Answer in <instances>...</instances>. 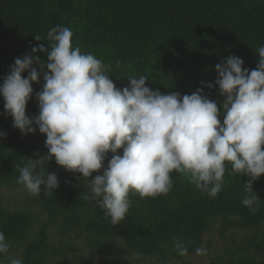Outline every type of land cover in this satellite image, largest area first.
Masks as SVG:
<instances>
[{
    "label": "trees",
    "instance_id": "16d2710c",
    "mask_svg": "<svg viewBox=\"0 0 264 264\" xmlns=\"http://www.w3.org/2000/svg\"><path fill=\"white\" fill-rule=\"evenodd\" d=\"M55 26L72 30L73 46L100 59L116 88L128 87L130 77L140 76H147L146 86L162 94L175 91L190 95L203 88L223 112L224 97L215 85V66L233 55L241 58L249 71L257 67L258 48L264 46V0H0V85L15 59L31 54V48L40 43L47 44V32ZM37 35L41 41L34 39ZM35 55L46 62L45 53ZM201 82H211L213 87H204ZM43 83L41 73L39 83L32 84L33 96L26 106L29 116L39 113L35 95ZM4 103L0 96V131L7 134L0 138V185L17 188L22 186L17 183L18 168L25 159L47 155L46 137L38 129L22 135L5 114ZM219 119L222 123L223 116ZM54 167L59 186L50 193L42 188L34 199L46 218L37 231L31 232L32 215L6 212L0 202V232L10 244L22 245L23 264H46L47 251L65 250L49 244V230L58 224L61 234L82 229L92 254L115 262L122 253L118 242H122L130 252L154 257L160 263L182 259L173 247V238L182 240L191 254L217 223L220 236L232 230L260 229L264 224V176L253 186L260 199L255 213L241 203L247 177L226 172L222 191L210 198L187 177L174 172L167 195L144 199L130 195L125 218L113 225L94 200L83 198V194H90V186L80 174L56 163ZM43 170L48 166L37 168ZM258 239L254 243V235L247 247L254 249L253 255H232L208 264H264V230ZM80 258L70 261L64 257L50 264H79ZM180 264L201 263L181 260Z\"/></svg>",
    "mask_w": 264,
    "mask_h": 264
},
{
    "label": "clouds",
    "instance_id": "9594fccd",
    "mask_svg": "<svg viewBox=\"0 0 264 264\" xmlns=\"http://www.w3.org/2000/svg\"><path fill=\"white\" fill-rule=\"evenodd\" d=\"M72 38L68 27L50 28L48 43L16 58L0 85L13 127L22 135L38 129L46 137L47 155L25 159L18 168L19 185L33 196L42 188L53 192L59 186L57 175L37 168L54 158L58 166L88 182L90 194L83 198L94 200L105 218L118 225L131 206L130 195L141 199L167 195L174 172L210 198L222 191L228 172L248 178L241 203L253 213L258 211L260 199L253 186L264 176V46L258 48L257 67L251 71L233 55L215 66V85L224 97L220 112L203 88L190 95L162 94L146 86L147 76H140L130 77L129 86L118 89L107 66L74 47ZM36 53H45L46 62ZM41 73L44 83L35 95L39 113L33 117L26 114V106ZM204 87L211 89L213 84ZM6 135L0 131V138ZM101 169L102 174L89 179ZM172 243L179 256L189 254L179 238ZM9 248L0 232V255ZM195 255L206 256L207 249L198 247ZM8 264H23V259L11 256Z\"/></svg>",
    "mask_w": 264,
    "mask_h": 264
},
{
    "label": "rangeland",
    "instance_id": "374dc122",
    "mask_svg": "<svg viewBox=\"0 0 264 264\" xmlns=\"http://www.w3.org/2000/svg\"><path fill=\"white\" fill-rule=\"evenodd\" d=\"M52 165H55V159L46 161L43 167L48 166L46 173H53ZM51 169V170H50ZM44 171V170H43ZM45 192V191H44ZM38 196L30 195L23 186L20 187H6L0 185V202L2 208L6 212L21 211L32 215L33 231L38 230V225L43 223L46 219L41 215L39 206L35 203L34 199ZM59 225V224H58ZM58 225L50 228L49 230V244L54 249H64L62 253H54V251H47L46 264L58 261L62 258L67 260L79 259V264H180L181 260L192 263L208 264L211 261H225L232 255L235 258L253 255V248H249L248 244L251 243L252 238L256 237L254 243H258V236L264 230V224L260 229L255 230H232L220 236L217 228L218 223L214 225V229L206 233L201 238L200 247L207 249L206 256H196L195 253L188 254L182 257L181 260H173L165 263H160L154 257H144L130 252L122 242H118V247L122 251L117 261L113 262L108 257L101 254H92L89 247L88 235L82 229H74L67 234H61ZM22 245L10 244L9 252L0 258V264H8V258L11 256L20 257ZM238 252V253H237Z\"/></svg>",
    "mask_w": 264,
    "mask_h": 264
}]
</instances>
